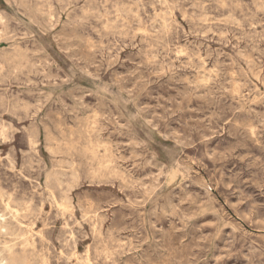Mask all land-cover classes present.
<instances>
[{"label":"clouds","instance_id":"9594fccd","mask_svg":"<svg viewBox=\"0 0 264 264\" xmlns=\"http://www.w3.org/2000/svg\"><path fill=\"white\" fill-rule=\"evenodd\" d=\"M0 264H264V0H0Z\"/></svg>","mask_w":264,"mask_h":264}]
</instances>
